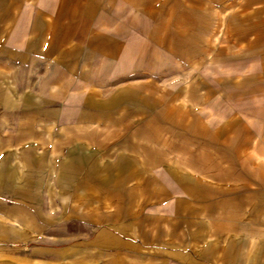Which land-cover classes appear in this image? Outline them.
Returning <instances> with one entry per match:
<instances>
[{
	"label": "crops",
	"instance_id": "1",
	"mask_svg": "<svg viewBox=\"0 0 264 264\" xmlns=\"http://www.w3.org/2000/svg\"><path fill=\"white\" fill-rule=\"evenodd\" d=\"M0 264H264V0H0Z\"/></svg>",
	"mask_w": 264,
	"mask_h": 264
},
{
	"label": "rangeland",
	"instance_id": "2",
	"mask_svg": "<svg viewBox=\"0 0 264 264\" xmlns=\"http://www.w3.org/2000/svg\"><path fill=\"white\" fill-rule=\"evenodd\" d=\"M207 58V60L208 59H210V57H206ZM206 67L209 69L210 68V66H207L206 65ZM216 73H214V72H208V71H204V72H201L200 74L204 77V79L207 81V82H209V83H213L214 82V79H215V77L216 78H218L219 76H220V78H221V83H222V87L219 89V87H218V90L220 91V93L219 94H221L222 95V97L223 96H226V95H229L230 93H229V91H230V89L228 88V86L226 85V82H225V80L227 81V77H229L230 76V74H232V73H229V71H226V70H224V69H220L219 67H217L216 69ZM243 74H245V73H239L238 72V77L236 78L238 81H239V79H241V77H244V76H241V75H243ZM218 75V76H217ZM241 77H240V76ZM250 89H252V91L253 90H258L256 87H251ZM197 90V89H196ZM207 90V88L205 89V91ZM210 90H212L211 88H210ZM242 90H240V89H238L237 90V93H240ZM200 92H203V91H201V89H200ZM191 94H193L194 96H197V92L195 91V92H191Z\"/></svg>",
	"mask_w": 264,
	"mask_h": 264
}]
</instances>
